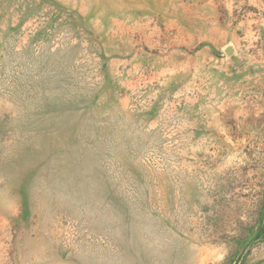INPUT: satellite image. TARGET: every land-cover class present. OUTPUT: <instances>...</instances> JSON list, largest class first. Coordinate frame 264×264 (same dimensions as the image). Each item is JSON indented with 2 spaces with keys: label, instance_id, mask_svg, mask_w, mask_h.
I'll return each instance as SVG.
<instances>
[{
  "label": "rangeland",
  "instance_id": "374dc122",
  "mask_svg": "<svg viewBox=\"0 0 264 264\" xmlns=\"http://www.w3.org/2000/svg\"><path fill=\"white\" fill-rule=\"evenodd\" d=\"M0 264H264V0H0Z\"/></svg>",
  "mask_w": 264,
  "mask_h": 264
},
{
  "label": "water",
  "instance_id": "95a60500",
  "mask_svg": "<svg viewBox=\"0 0 264 264\" xmlns=\"http://www.w3.org/2000/svg\"><path fill=\"white\" fill-rule=\"evenodd\" d=\"M231 51H232L231 49H228V50H227V53H231Z\"/></svg>",
  "mask_w": 264,
  "mask_h": 264
}]
</instances>
